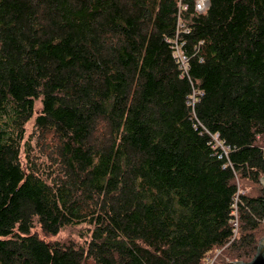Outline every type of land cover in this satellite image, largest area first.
Listing matches in <instances>:
<instances>
[{
    "label": "trees",
    "instance_id": "obj_1",
    "mask_svg": "<svg viewBox=\"0 0 264 264\" xmlns=\"http://www.w3.org/2000/svg\"><path fill=\"white\" fill-rule=\"evenodd\" d=\"M186 1L183 75L180 0H0V264H201L225 246L217 264L255 257L264 0L201 14ZM84 224L85 245L34 232Z\"/></svg>",
    "mask_w": 264,
    "mask_h": 264
},
{
    "label": "built area",
    "instance_id": "obj_2",
    "mask_svg": "<svg viewBox=\"0 0 264 264\" xmlns=\"http://www.w3.org/2000/svg\"><path fill=\"white\" fill-rule=\"evenodd\" d=\"M212 0H191V3L193 4L194 10L197 13H204L206 12L210 5H211ZM190 7V3L187 2L186 0H180V12H179V16H178V29H177V33H176V39H173L171 41L172 43V52H173V57L176 60V62L178 63L180 69L182 70V74H188L189 73V56L188 54L185 52V50L182 48V45L180 43L179 40V36L181 34L182 30H185L186 32H189V30H187L185 23L181 20V13L183 12V10H187ZM197 101V92H194L192 97L188 99V105L194 107ZM219 134H215L213 135L214 140L218 143V145L226 152V154L229 153V146L224 145L223 143L219 142L218 139ZM237 201H238V197H237ZM236 216H237V210L235 212ZM264 221V220H263ZM238 218H236L234 220V226L236 227L235 230V236L237 234V229H238ZM234 236V237H235ZM227 246H225L224 248H222L221 250H218L217 254H215L214 256H208L201 264H217V260L219 255L222 253L223 249H225Z\"/></svg>",
    "mask_w": 264,
    "mask_h": 264
},
{
    "label": "rangeland",
    "instance_id": "obj_3",
    "mask_svg": "<svg viewBox=\"0 0 264 264\" xmlns=\"http://www.w3.org/2000/svg\"><path fill=\"white\" fill-rule=\"evenodd\" d=\"M40 107H41V103L38 102V104L36 106V110L39 111ZM37 132L38 131H36V129H35V122L33 119L32 121H30L27 124V137L28 138L33 137L34 152L39 154V149L36 146ZM260 143L264 146V137H262L260 139ZM263 176H262V178H263ZM262 178H261V180H262ZM260 185H261V187L264 188V184L262 183V181H260ZM260 185L255 184V183H251V182H247V181H241L240 189L243 192H245L247 194H251V195H256L258 193L262 194V191H260ZM262 226L264 227V221L262 222ZM90 231H91L90 227L88 225L84 224V225H80V226H76V227H66V228L62 229L61 232L56 236H46L45 237L43 232L41 231V229L39 227L34 229V232H38L42 237H44L47 240H59L61 242H74V243H77L80 245H85L86 242L89 240ZM263 239H264V236L260 239L259 246H260L261 241Z\"/></svg>",
    "mask_w": 264,
    "mask_h": 264
},
{
    "label": "water",
    "instance_id": "obj_4",
    "mask_svg": "<svg viewBox=\"0 0 264 264\" xmlns=\"http://www.w3.org/2000/svg\"><path fill=\"white\" fill-rule=\"evenodd\" d=\"M24 166H25V163H24ZM261 181L264 184V176ZM233 264H264V239L261 241L258 251L255 257L251 261H248V262L237 261V262H233Z\"/></svg>",
    "mask_w": 264,
    "mask_h": 264
}]
</instances>
